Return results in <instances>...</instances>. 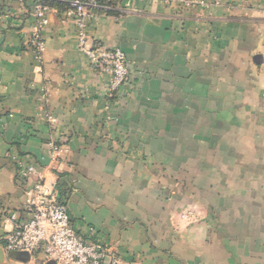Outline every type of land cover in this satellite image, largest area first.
Instances as JSON below:
<instances>
[{
	"label": "crops",
	"instance_id": "obj_1",
	"mask_svg": "<svg viewBox=\"0 0 264 264\" xmlns=\"http://www.w3.org/2000/svg\"><path fill=\"white\" fill-rule=\"evenodd\" d=\"M105 2L86 35L126 55L113 96L72 18L51 6L37 59L32 2L3 1L21 19L0 33V264H29L3 249L4 213L40 176L122 264H264V0Z\"/></svg>",
	"mask_w": 264,
	"mask_h": 264
},
{
	"label": "built area",
	"instance_id": "obj_2",
	"mask_svg": "<svg viewBox=\"0 0 264 264\" xmlns=\"http://www.w3.org/2000/svg\"><path fill=\"white\" fill-rule=\"evenodd\" d=\"M0 0V33L20 24L21 17ZM22 5L26 0H15ZM30 14L34 19L32 32L27 43L35 57L40 59L45 49L43 29L47 25V14L51 6L42 0H30ZM64 3L59 9L66 18H72L77 28V46L84 52L94 70L108 75L107 92L113 96L126 82L129 66L124 51L117 47H107L99 42H88L86 21L94 18L96 8H106L101 0H49ZM103 1V0H102ZM105 1V0H104ZM170 2L173 0H164ZM217 4L219 0H212ZM47 119L53 121L51 115ZM51 161L58 160L61 146L55 140L49 142ZM17 173L29 178L36 168L25 157L13 155ZM59 182L56 178L39 177L24 191L25 198L20 211H7L4 220L9 225L3 236V249L6 253L21 252L27 255L29 264H34L38 254L44 261L53 264H122L109 246L97 241H83L75 232L65 201L60 197ZM181 217L191 220L192 211L184 212Z\"/></svg>",
	"mask_w": 264,
	"mask_h": 264
},
{
	"label": "trees",
	"instance_id": "obj_3",
	"mask_svg": "<svg viewBox=\"0 0 264 264\" xmlns=\"http://www.w3.org/2000/svg\"><path fill=\"white\" fill-rule=\"evenodd\" d=\"M44 3L49 4L50 6L55 5L57 7H59L60 9H63L65 7L64 3H60V2H53V1H49V0H42ZM101 3H106L104 0H101ZM61 197V196H60Z\"/></svg>",
	"mask_w": 264,
	"mask_h": 264
},
{
	"label": "water",
	"instance_id": "obj_4",
	"mask_svg": "<svg viewBox=\"0 0 264 264\" xmlns=\"http://www.w3.org/2000/svg\"><path fill=\"white\" fill-rule=\"evenodd\" d=\"M53 264V262H51Z\"/></svg>",
	"mask_w": 264,
	"mask_h": 264
},
{
	"label": "rangeland",
	"instance_id": "obj_5",
	"mask_svg": "<svg viewBox=\"0 0 264 264\" xmlns=\"http://www.w3.org/2000/svg\"><path fill=\"white\" fill-rule=\"evenodd\" d=\"M186 212V211H185Z\"/></svg>",
	"mask_w": 264,
	"mask_h": 264
}]
</instances>
